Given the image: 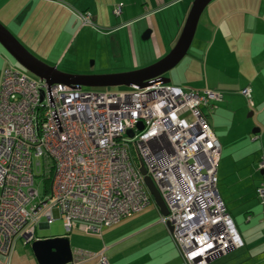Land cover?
I'll use <instances>...</instances> for the list:
<instances>
[{"label": "built area", "instance_id": "1", "mask_svg": "<svg viewBox=\"0 0 264 264\" xmlns=\"http://www.w3.org/2000/svg\"><path fill=\"white\" fill-rule=\"evenodd\" d=\"M241 93L252 105L251 88ZM221 98L214 89L157 79L119 92L48 87L6 66L0 82L2 264L15 240H35L42 221L48 226L60 217L65 232L78 224L91 233L155 205L139 161L166 204L168 215L160 214V221L171 225L186 264H207L243 246L217 190L221 144L202 110ZM36 177L47 181L42 194ZM256 192L264 204V183ZM86 257L73 253V261ZM98 257L108 264L103 251Z\"/></svg>", "mask_w": 264, "mask_h": 264}, {"label": "rangeland", "instance_id": "2", "mask_svg": "<svg viewBox=\"0 0 264 264\" xmlns=\"http://www.w3.org/2000/svg\"><path fill=\"white\" fill-rule=\"evenodd\" d=\"M191 1L192 0L185 1L189 6V9ZM17 2L18 10L20 12V5L30 1L17 0ZM131 2H136V0L39 1V5L44 9L43 12H45L43 14L46 16H48V14L56 16L57 20L56 23H48L54 27L55 31H53L52 35L43 38L45 39V42H47L46 38H48V42L51 44H53V42L58 43L64 39H66L67 42L64 47L60 45L51 46L56 49L47 47L49 49L42 51L43 54L51 56L52 58L64 56L61 66L56 67L63 71L61 68L65 64L70 63L75 69H81L80 72L77 70L78 74L122 72L125 71L127 67L134 66L136 61L137 65H143L146 63L144 65L146 66L161 59V57L175 44L174 42L180 33L179 31L183 27L187 14L183 15L182 19L177 24L176 17L172 12L165 14L159 13L158 15H152L151 17L150 12L142 13L143 10L136 9V6L134 7ZM58 4L62 5V7H66L67 10H62ZM255 4L258 5L257 8ZM212 6L219 7L218 9H222L223 13L227 12L231 14L232 11H236L233 13L237 14L231 16H237L239 19H243V17H245L243 15L248 14V11L251 10L250 8H253L254 13L256 11L260 13L259 8L264 7V0H211L207 4L204 12L207 13L208 10H211ZM116 8L120 9L119 13H115ZM185 9L187 10V8ZM203 13L200 16V22L204 19ZM6 14L7 17H10L14 13ZM167 15L168 18H166ZM162 16L165 20L158 25L157 19ZM132 17H135V20L138 22L135 21V23H132L130 26V23H126V20L131 19ZM142 17L146 18L140 20ZM1 22L7 26L12 33V26H9L10 23H4L2 20ZM151 22L154 25H152ZM29 25L32 29H30L28 34L25 33V36L29 37V42L34 47V45L38 43L39 38H41L37 35L36 31H33L34 28L36 29L38 26L37 20L31 19ZM42 25L45 24L42 23ZM123 26H125L124 29H119ZM148 29L150 31L153 29L158 44L151 36L146 40L143 39V34ZM231 29L236 31V25H232ZM134 33L136 39L133 40L131 35ZM15 38H17L16 35ZM196 41L197 35L191 41L192 43L185 56L174 65L171 70L165 73V76L170 79V83L173 85L181 83L186 84L185 86L180 85L183 89H195V87L192 86L195 79L197 81H204L206 79V72L203 68L204 66H202V69L198 67L196 74L191 71L190 66H188L193 53L195 52L197 54V46L200 47ZM162 43L165 45H162ZM159 44L161 45L162 51H165L161 52V55H159L160 57L156 56V50ZM166 45L169 48H165ZM200 48L202 51L205 50L204 47ZM28 49L32 52L30 48ZM42 52L40 50V55ZM222 53L223 54L220 56V59L222 58L220 64L224 69L222 78L224 80L242 79V76H239L237 72H234L235 65L237 64L234 65L230 61L234 56L226 50H222ZM32 54L34 53L32 52ZM11 59L10 64L14 69L22 71L31 77L33 76L15 62L12 57ZM41 60L44 61L43 58H40V61ZM44 62L49 64L47 61ZM144 66H138L137 68ZM193 66L196 68L195 65ZM211 67L215 68V66H210V64H208L206 75L210 78L212 75ZM132 69L134 68L128 70ZM240 71L243 75L245 74L243 69ZM83 89L119 92L129 91L130 87L124 85L101 88L83 86ZM220 94L223 95L224 93L220 92ZM232 95H235V93ZM230 101L231 106L233 105V107L240 103V100L236 97ZM217 104H219V102L215 104V107L218 106ZM262 106H264V104H262ZM215 107H212L210 110L206 107H202V110L204 114L208 116L209 125L212 123V118L218 113L220 117H217L215 124L218 125L217 127L220 129V133L223 134L224 130L226 131V136L219 139L220 143L224 144L225 151L224 154H222L221 159V175H217V190L219 195L226 200V206H228L233 212L232 214L237 221L236 225L239 233L240 231L247 233L249 239L251 241L254 240V243H252V245L254 244L253 247L246 244L243 245L244 247L241 246L240 248H235L230 251L236 250V253L242 252L246 253L248 256L255 253V250H257L258 253H264V232L261 231V229L264 230V204L259 201L255 192L256 185L260 182H264V175L261 176L257 169L258 159L261 156H264V110L260 113L257 111L255 105L253 106L249 104L245 108L236 110L235 113L229 110L216 112ZM250 111L253 112L252 115L249 114ZM254 128L262 129L260 133L254 134L252 132ZM42 180V177H36V180H34L35 186L40 194L44 192V181ZM154 214L158 217L160 216L159 212L152 204L142 211L136 212L133 215L131 214V216L126 217L117 223L102 227L98 232L87 233L80 225L75 224L72 226L73 229L70 233L66 235L68 238L69 236L72 237L70 245L73 252L77 253V251L81 250L84 253L98 254L101 249L106 248L107 251V249L109 250L114 246L112 250L117 251L119 255L117 264H123V258L120 252L128 246V232H155ZM244 215H246L245 218ZM63 227L62 220L59 217L50 224L48 229L36 228V232H39V234L51 232L55 234H65V229ZM85 240H88V243H85ZM228 253L218 257L227 256L226 254ZM107 255L109 256V252Z\"/></svg>", "mask_w": 264, "mask_h": 264}, {"label": "crops", "instance_id": "3", "mask_svg": "<svg viewBox=\"0 0 264 264\" xmlns=\"http://www.w3.org/2000/svg\"><path fill=\"white\" fill-rule=\"evenodd\" d=\"M29 1L30 2L28 3L26 2L25 4L20 5L21 10L19 12L17 0H0V22L2 20L4 23H10L9 26H12V34H15L17 39L25 47L27 46L28 48H30L32 52L38 56V58L40 56V58H43L44 61H47L51 65L61 66V64L63 63L62 59H64V56H57L52 58L51 56L44 55L42 52L48 50L49 48L56 49L55 47H51L52 45H58V46L60 45L64 47L67 44L66 39L61 40L58 43L53 42V44L48 42V38H46L47 42H45V39H43L44 37H48L52 35L53 31H55L54 27L52 25H49L48 23L50 22L56 23L57 21L56 16L50 14L46 16L43 14L45 12H43L44 9L39 5V1H44V0H29ZM185 1L186 0H136V2H131V4L134 5V7L136 6V9L143 10L142 13L150 12L151 17L152 15H158L159 13L165 14L172 12L176 17L175 19L178 24L179 21L182 19L183 15H186L189 11V6ZM255 5L257 8L258 5L257 4ZM58 6L61 7L62 10L63 9L67 10L66 7L64 6L62 7V5L58 4ZM185 8H187V10ZM218 8L216 6H212L211 10H208L207 13L204 12L205 9L203 10L204 13L203 12L202 13L204 14L203 17L204 19L201 22L199 19L198 24L196 26V32L194 37L197 35V41H196L197 44L202 48L204 47L205 50L202 51L201 48L197 46V54L195 52L193 53V55L191 56V60H189L190 63L188 64V66H190L191 68V71H193L195 74L198 67L202 69V66H204L203 68L205 69L204 71L206 72V75L208 71V64H210V66H215V68L211 67V72H212L211 78L205 75L206 79L204 81H200V80L197 81L195 79L193 81L194 83L192 86L195 87V89L197 90L201 88H207V89H214L221 93H224L222 95L221 100L216 102V103L219 102V104H217L218 106L216 107L214 106L216 108V112L229 110L234 113L236 110H239L240 108L247 107L248 104L251 105L249 101L246 100L244 95L241 93V90L243 88L249 86L251 88L252 105L253 106L255 105L257 111L262 113L261 111L264 110V106H262V104H264V7L259 8L260 13H258L257 11L254 13L253 8H250L251 10L248 11V14L243 15L240 13L241 15L245 16L243 17V19H239L237 16L235 17L231 16L233 14H237V13H233L236 11H232V13L230 12L231 14H229L227 12L223 13L222 9H218ZM6 13H10V14L14 13V14H12V16L10 17H7ZM144 18L146 17H142L140 20H143ZM166 18H168V15ZM31 19L37 20V24H38V26L36 27L37 30L34 28L33 31H36L37 35L41 37L39 38L38 43L34 45V47L32 44H30L29 37L25 36V33L28 34V32H30V29H32L30 28L29 25ZM157 20H158V25H160V23L163 22L165 19L162 16L159 17V19ZM135 21L138 22L137 20H135V17H132L131 19L126 20V23H130L131 26V24L135 23ZM42 23L45 25H42ZM232 25H236L237 27L236 31H233L231 29ZM3 26L5 25L3 24ZM5 27L7 28V26ZM122 28L124 29L125 26L119 29ZM153 29L152 31H150L151 32L150 36L152 37V39L154 38V40L157 41ZM131 36L133 40L136 39L135 33ZM163 44L164 43H162V45ZM165 48H169V47L166 45ZM40 50L42 52L41 55H40ZM222 50H226L228 51V53H231L234 56L230 61L234 65L237 64L235 65L234 72H237L239 76H242L243 77L242 79L240 78L238 80L236 79L224 80L222 78V73L224 71V69L220 64V60L222 59V58L220 59V56L221 54H223ZM161 52H165V51H162L161 45L159 44L156 50V56L161 55ZM11 60H12L11 56L0 45V82L2 79L3 69L6 66L12 67V65L10 64ZM136 62L134 66L127 67L126 70L131 68L136 69L138 66H144L146 64L145 63L143 65L141 64L137 65ZM193 65H195L196 68H194ZM61 69L63 70V72L65 71L77 72V70L78 72L81 71V69H75V67L70 63L65 64ZM242 69L245 73L244 75L240 71ZM180 85L185 86L186 84H182V83L178 84V86ZM233 93H235V95H232ZM235 97L238 100H240V103L237 104V106L233 107V105L231 106L230 100ZM217 117H220L218 113H216L214 118H212V123L210 124V126H212L211 128L213 129L216 137H218V139H221L222 137L224 138V136H226V131L224 130L223 134L220 133V129H218L217 127L218 125L215 124V120L217 119ZM261 129L259 130V132H253V133L254 134L260 133ZM220 149H221V154L218 160L219 163L216 171V174L218 176L221 175L220 173L222 166L221 159H222V154H224L225 151L224 144H221ZM261 157L258 159L257 161L258 163ZM259 170L260 169H258V172ZM257 185L255 187V192H256V188L258 187ZM256 196H257V192H256ZM223 201L226 209H228L229 213L233 218V221H235L236 224L237 221L235 220V217L232 214L233 212L231 211V209H229L228 206H226L227 204L225 203L226 200L223 199ZM153 206L159 212L157 206L156 205ZM159 214H161V212H159ZM245 216L246 215H244V218ZM154 224H155V232H128L127 235L128 246L124 250H121L120 252L123 258L122 260L123 264H186L184 259L182 258V255L180 254L178 247H176L175 245V242L170 234V230L168 229V226L165 224L166 225L165 227V225H163V223L160 221V216L158 217L155 214H154ZM49 226L50 225L47 226L46 223L41 222L37 228L48 229ZM261 231L264 232V230L262 229ZM69 233L70 232H65V234H55L51 232L46 234H39V232L35 231V240L54 237V236L67 237L66 234ZM240 236L242 237L243 245L247 244L248 246H252V247L254 246V244L252 245V243H254V240L251 241L247 233H243L240 231ZM68 240L69 243H71L72 237L69 236ZM31 242L32 241H29L27 243L22 242L21 239L15 240L8 264H39L31 249ZM85 243H88V240H85ZM113 247L110 248L109 250L107 249V251L106 248L100 250L103 251L104 255L106 256L108 264H117L118 263L117 261L119 260L118 259L119 255L117 251L112 250ZM235 251L236 250L230 251L228 254H226L227 256L218 257L217 259H214L208 262L207 264H264V253H258V251L255 250V253H253L251 256H248L246 253H242L241 251H237L241 253H236ZM71 252L74 253L73 251ZM77 252H82V251L80 250ZM108 252H109V256L107 255ZM82 253L84 255H87V257L81 259L80 261H74V262L72 261L71 264H101L99 263V257L97 256L99 253L98 254H91L84 252ZM3 262H4V258L0 257V264H2Z\"/></svg>", "mask_w": 264, "mask_h": 264}, {"label": "water", "instance_id": "4", "mask_svg": "<svg viewBox=\"0 0 264 264\" xmlns=\"http://www.w3.org/2000/svg\"><path fill=\"white\" fill-rule=\"evenodd\" d=\"M210 1L192 0L183 27L180 30L181 32L174 42L173 47L161 59L147 66L132 70L103 74L63 72L55 65H49L44 61H40L1 22L0 45L27 72L35 77L41 78V80L44 79L48 87L60 83L71 86L79 85L97 88L119 85L141 88L147 85L152 79H157L161 83H169L170 79L165 76V73L171 70L185 56L195 35L199 17ZM150 34V30H146L143 34V39H148ZM249 114L252 115L253 112L250 111ZM138 127V129L142 127L140 122L138 123ZM259 130V128H255L252 132H259ZM128 134L131 135V132L128 131ZM138 165L146 189L150 192L159 212L162 215H168L166 204L162 200L158 188L155 187L151 177L147 176L146 169L141 161H139ZM259 172L261 175H264V171L259 170ZM167 226L171 230V225L168 224ZM31 249L39 264H66L72 263L73 261L72 249L66 236H54L33 240L31 242Z\"/></svg>", "mask_w": 264, "mask_h": 264}, {"label": "trees", "instance_id": "5", "mask_svg": "<svg viewBox=\"0 0 264 264\" xmlns=\"http://www.w3.org/2000/svg\"><path fill=\"white\" fill-rule=\"evenodd\" d=\"M43 181H44V183H47V181H45V180H43ZM262 183H264V182H260L259 185L262 184ZM257 186H258V185H257Z\"/></svg>", "mask_w": 264, "mask_h": 264}, {"label": "flooded vegetation", "instance_id": "6", "mask_svg": "<svg viewBox=\"0 0 264 264\" xmlns=\"http://www.w3.org/2000/svg\"><path fill=\"white\" fill-rule=\"evenodd\" d=\"M261 171H264V168H262V170Z\"/></svg>", "mask_w": 264, "mask_h": 264}]
</instances>
